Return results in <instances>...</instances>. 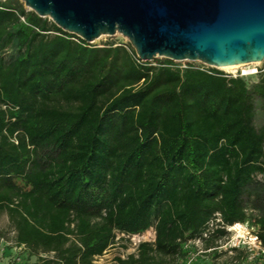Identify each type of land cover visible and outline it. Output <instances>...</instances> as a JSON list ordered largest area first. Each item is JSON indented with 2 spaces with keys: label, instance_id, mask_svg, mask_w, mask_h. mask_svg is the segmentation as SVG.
Returning a JSON list of instances; mask_svg holds the SVG:
<instances>
[{
  "label": "trees",
  "instance_id": "1",
  "mask_svg": "<svg viewBox=\"0 0 264 264\" xmlns=\"http://www.w3.org/2000/svg\"><path fill=\"white\" fill-rule=\"evenodd\" d=\"M4 213L38 264H96L119 236L151 230L116 264L184 262L197 240L218 258L228 232L204 238L217 215L251 224L264 249V68L142 62L130 44H87L0 2Z\"/></svg>",
  "mask_w": 264,
  "mask_h": 264
},
{
  "label": "water",
  "instance_id": "2",
  "mask_svg": "<svg viewBox=\"0 0 264 264\" xmlns=\"http://www.w3.org/2000/svg\"><path fill=\"white\" fill-rule=\"evenodd\" d=\"M67 34L93 45L126 38L148 63L222 70L264 62V0H22Z\"/></svg>",
  "mask_w": 264,
  "mask_h": 264
},
{
  "label": "rangeland",
  "instance_id": "3",
  "mask_svg": "<svg viewBox=\"0 0 264 264\" xmlns=\"http://www.w3.org/2000/svg\"><path fill=\"white\" fill-rule=\"evenodd\" d=\"M2 1L5 0H0V2ZM26 10L30 11L28 9ZM110 43L124 46H129L130 44V42L126 38L122 36H116L114 38H102L101 40L95 42L93 45L103 47L109 45ZM158 60L161 59H156L155 61ZM185 63L188 65L187 62ZM191 64L199 66L200 63ZM180 65H184V63H181ZM263 68L264 62L245 66L234 71H222L227 75H244V77L246 78H251L252 76H255L253 75L254 72L260 71ZM249 213L252 214L253 211L249 210ZM226 240V238H223L218 242V258H216L213 254L210 255V257H206V253H209L210 251L206 252L204 250V244L201 243L198 245H191L189 247L190 254L184 262L173 264H230L231 262H233V259L237 256V254L235 253V251H231L226 247ZM154 241L155 232L153 230L142 235L135 236L133 238L119 236L115 245L110 248L103 257L98 258L95 263L116 264L117 258L127 259L130 255L136 254L137 247L141 243H153ZM237 249L243 251L245 250L249 254V260L247 264H256L257 259H260L259 261L262 263L264 262V254L258 252L257 250L250 251L247 248L243 247ZM37 262L38 261L36 256H31L26 248L16 245L15 232L10 226L7 214L4 213L0 215V264H36Z\"/></svg>",
  "mask_w": 264,
  "mask_h": 264
},
{
  "label": "built area",
  "instance_id": "4",
  "mask_svg": "<svg viewBox=\"0 0 264 264\" xmlns=\"http://www.w3.org/2000/svg\"><path fill=\"white\" fill-rule=\"evenodd\" d=\"M197 67L204 68V69L212 68V67H208L206 65H203L201 63ZM181 68L182 69L187 68V64L184 63V65H181ZM257 73H258V71L254 72L253 75H256ZM229 76L244 77V75H229ZM218 229H224L228 232V236L226 237V239H227L226 240V247L229 248L231 251L233 249L243 247V248H247L250 251L257 250L258 252H261L264 254V249H263L262 243H261L257 233L255 232V229L253 227H251V225L249 223H235L232 226H226L222 222L220 215H217V217L210 222V224L207 228V231L204 234V238H206V239L209 238V236H211ZM121 236L125 237L124 235H121ZM133 237H135V236H133ZM133 237H127V238H133ZM201 243H202V240H197L195 242L189 243L187 245V248H189L191 245H198ZM44 256L45 255H43V257Z\"/></svg>",
  "mask_w": 264,
  "mask_h": 264
},
{
  "label": "bare ground",
  "instance_id": "5",
  "mask_svg": "<svg viewBox=\"0 0 264 264\" xmlns=\"http://www.w3.org/2000/svg\"><path fill=\"white\" fill-rule=\"evenodd\" d=\"M246 66H248V65H246ZM242 67H245V65L236 66V67H231V68H223L222 70H226V71H234V70L239 69V68H242Z\"/></svg>",
  "mask_w": 264,
  "mask_h": 264
},
{
  "label": "crops",
  "instance_id": "6",
  "mask_svg": "<svg viewBox=\"0 0 264 264\" xmlns=\"http://www.w3.org/2000/svg\"><path fill=\"white\" fill-rule=\"evenodd\" d=\"M36 264H38V262Z\"/></svg>",
  "mask_w": 264,
  "mask_h": 264
}]
</instances>
